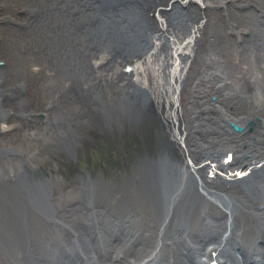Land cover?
Segmentation results:
<instances>
[{
	"label": "bare ground",
	"instance_id": "6f19581e",
	"mask_svg": "<svg viewBox=\"0 0 264 264\" xmlns=\"http://www.w3.org/2000/svg\"><path fill=\"white\" fill-rule=\"evenodd\" d=\"M217 1L205 0V3ZM248 1L252 9L261 8L264 17V0ZM167 2L154 0L158 6ZM242 2L238 0V3ZM189 4L197 6L194 2ZM14 6L26 7L31 14L22 23L23 31L15 26L10 28L11 41L4 45L8 64L0 70V86L4 92L25 86L28 94L20 102L7 98L0 103V111L3 108H11L15 112L29 111L39 105L52 109V117L44 125L51 132L21 134L18 142L25 151L31 153L39 147L49 151L56 148V143L61 146L69 143L63 135L56 138V130L60 129L61 123L53 124L57 115L62 112L68 115L65 111L56 115V101L59 108L62 105L60 94L67 97V106L73 111L77 105L82 106L83 96H77V93L85 92L91 80L99 79L100 83L110 80L117 91L129 86L130 79L126 75L137 70L136 80L147 85L160 73L169 114L173 102L192 112L188 129L192 130L191 134H196L193 140L197 146H209L213 140L216 144L211 149L216 154L220 153V157L224 152L245 155L250 151L231 142L230 130L222 127L225 118L243 120L258 114L264 120V108L259 110L264 100L263 52L259 60L249 58L248 63L238 61L236 56L235 63L227 66L203 60L206 52H197L200 40L197 44L196 41L206 38L203 34L205 28H200L198 15L189 14L181 26L171 28L169 25V31H173V36L179 40L186 33L190 55L196 52L195 63L192 66L187 63L184 73L176 67L172 69L171 56L170 66L165 67V56L156 58L155 53L143 58V54L133 56L129 49H125L120 56L112 50L90 57L88 50L91 44L87 37L93 34V26L86 22L90 0H17L13 1ZM6 10L13 12L8 7ZM21 12L24 14L26 11ZM218 16L216 14V22ZM253 17L251 13L242 17L229 15L234 23L240 25H252ZM197 26L198 30H194ZM145 27L150 30L147 23ZM219 29H223L221 24ZM43 35L49 36L43 38ZM2 55L0 50V58ZM89 57L94 71L92 75L86 72ZM110 60L113 67L108 69ZM150 64L152 72L145 69ZM66 65L72 68L71 73L67 72ZM183 79L188 83L186 89L183 88ZM235 92L243 101L231 100ZM214 95L218 96L215 102L212 101ZM247 99L251 103H246ZM211 108L214 113L207 111ZM125 110L124 113L131 114ZM10 124L14 126L17 123ZM7 126L2 127L6 129ZM203 130L209 132V139L202 134ZM255 135L260 136L261 133L256 132ZM257 149L264 152V144ZM217 160L211 159L203 167L207 175L199 174L204 179L201 180L206 186L205 193H192L187 196V201L173 209L141 210L135 207L136 217L124 231L114 225L125 217L121 212L132 208L124 197L118 204L111 200V194L106 195L110 197L113 209H109L110 204L106 202L103 207L99 205L98 212L103 216H97L95 226L78 222L69 225L49 223L44 218L52 213V208L43 204L42 195H36L39 198L20 195L0 199V264H208L213 257L220 264H264V168L260 174L239 183L229 173L234 159L228 164ZM4 178L5 171L0 166V179ZM52 184L51 180H43V185L49 190ZM102 191L99 188L98 195L103 196ZM82 194L93 196L96 193L88 191ZM219 197L226 206L214 201ZM93 234H100L101 238L93 240Z\"/></svg>",
	"mask_w": 264,
	"mask_h": 264
},
{
	"label": "water",
	"instance_id": "95a60500",
	"mask_svg": "<svg viewBox=\"0 0 264 264\" xmlns=\"http://www.w3.org/2000/svg\"><path fill=\"white\" fill-rule=\"evenodd\" d=\"M186 1L169 0L168 8L162 10L161 6L154 3V0H90L91 8L87 10L86 22L87 25L93 26V34H90L87 40L92 45L91 48L97 51L103 47L112 46L118 55L123 50L129 49L133 55L147 53L149 56L153 52V49L150 47L149 31H155V21L152 17L155 16L158 20L163 19L166 26L170 25L171 28H174L175 26H181L187 20L189 14L192 16L204 15L202 11L194 7H185L184 3ZM241 7H239L241 8L239 9L240 11L233 10L226 14V18L230 21L220 20L223 29H219L216 34L215 39L217 43L215 44V48L218 54H222L224 51L232 52L234 41L225 35L226 28L231 26V22L234 23V20L230 19L229 15L242 17L251 13L254 15L252 25L235 23L236 27L240 26L237 30L238 34L242 36V39L245 40L246 38L245 50L238 52L241 54L243 62H245L244 58L250 57H253V60L255 58L259 60L260 53H264L263 11L261 8L253 7L252 9V4H250V9L244 13V6ZM146 23L150 26L149 31L145 27ZM223 47H226V49ZM213 98L216 99V96ZM232 101L243 100L237 97ZM137 102L140 106L139 116L143 117L146 114L145 106L141 99ZM246 103H251V100L247 99ZM223 122L225 123V128L234 130L236 143L240 144L243 150L250 149L245 155L229 152L223 153L222 157L228 156L227 162L235 159V163L231 167V170H229V173L233 176L236 174L235 179L239 183L260 174V170L264 168V152L259 151L257 148L264 144V138H262L264 137V120L257 114L243 120L225 118ZM256 132H260L261 135L256 136ZM202 134L207 135L209 139L208 132H203ZM261 139L262 143L260 142ZM174 144V148L178 151V143L175 142ZM209 144V146L204 147V153L200 155H205L206 158H209L201 160L202 162H195L189 159V163H186L185 166L178 161L166 162V160L159 163L147 164L140 172L139 182L135 186L137 187L136 191L132 193L133 196L136 195L137 206L141 210L157 209L159 207L173 209L183 204V201H187V196L190 194L205 193L206 186L201 180L203 178L199 175H207L202 169L203 166L211 162V159L216 160V158L220 163L224 162H221V154H216V151L211 149V146L216 144V142L210 140ZM169 195L171 196L169 197ZM85 198L86 202L79 204L80 206L78 205L71 212L58 213L56 211V225H69L72 222H78L80 225L95 226L97 216H103V213H99L97 208L98 204H101V200L96 194L93 196H83V200ZM196 200L199 203L198 199ZM214 201L223 204L220 206H226L220 197ZM84 206H87L89 209H86ZM127 212H129L127 213L128 218H123L124 221L133 222L136 217L134 208H130ZM96 237L100 239L101 235L93 234L92 239L95 240Z\"/></svg>",
	"mask_w": 264,
	"mask_h": 264
},
{
	"label": "flooded vegetation",
	"instance_id": "af4514ba",
	"mask_svg": "<svg viewBox=\"0 0 264 264\" xmlns=\"http://www.w3.org/2000/svg\"><path fill=\"white\" fill-rule=\"evenodd\" d=\"M1 91L0 86V100L12 89ZM104 95L111 112L103 110L85 118H62L63 124L56 130V138L63 135L69 142L67 145L56 143V148L49 151L39 147L30 153L18 142L21 134L30 131L43 133L44 130L49 133L51 130L47 131L41 124L20 126L9 132L0 130V166L5 171V178L0 179V199L20 195L39 198L36 195H42L43 204L52 208L54 214L46 217L55 220L56 203L66 209L68 203L82 193L95 191L98 195L99 188L103 190V196L121 194L141 163L157 156L158 144L166 140V133L156 115L146 112L140 119L137 101L143 93L134 83L117 91L110 87ZM125 109L131 114L124 113ZM24 117L20 119L23 121ZM59 153L71 156L70 164L74 165L71 172L64 169L66 178L60 175L56 164ZM80 159L86 165L84 161L83 164L78 162ZM43 180L53 181L52 189L45 187Z\"/></svg>",
	"mask_w": 264,
	"mask_h": 264
},
{
	"label": "rangeland",
	"instance_id": "374dc122",
	"mask_svg": "<svg viewBox=\"0 0 264 264\" xmlns=\"http://www.w3.org/2000/svg\"><path fill=\"white\" fill-rule=\"evenodd\" d=\"M13 1H17V0H0V5H3V6H7L8 8H13L12 11H14V7H12V3ZM9 2H12L9 6H8V3ZM8 11V10H7ZM56 156V154H54ZM56 164L59 166V169H60V175H62L63 177L66 178L67 174L66 172L64 171V169L68 172H71L70 171V168H72L74 165H71L70 162L72 161V158L71 156H69L68 154L66 153H59L57 156H56ZM83 161L82 159H80L78 162H81V164H83ZM94 161V160H93ZM85 162V161H84ZM85 165H86V162H85ZM68 177V176H67ZM70 180H68L67 184H69ZM121 215H123V213L121 212Z\"/></svg>",
	"mask_w": 264,
	"mask_h": 264
}]
</instances>
